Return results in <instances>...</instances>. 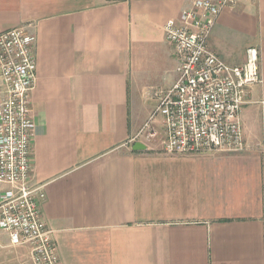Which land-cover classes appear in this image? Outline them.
Returning <instances> with one entry per match:
<instances>
[{
	"label": "crops",
	"instance_id": "1",
	"mask_svg": "<svg viewBox=\"0 0 264 264\" xmlns=\"http://www.w3.org/2000/svg\"><path fill=\"white\" fill-rule=\"evenodd\" d=\"M192 2L0 0V32L36 36L32 182L63 264H264V0H234L209 38L233 66L259 51L246 150L168 153L163 117L150 119L177 78L164 25ZM0 264H33L1 228Z\"/></svg>",
	"mask_w": 264,
	"mask_h": 264
},
{
	"label": "built area",
	"instance_id": "2",
	"mask_svg": "<svg viewBox=\"0 0 264 264\" xmlns=\"http://www.w3.org/2000/svg\"><path fill=\"white\" fill-rule=\"evenodd\" d=\"M233 1L193 0L164 25L179 60L177 78L159 95L150 119L163 117V148L168 153H237L248 147L240 113L250 102L252 86L262 81L259 51L248 47L244 64L233 66L209 46L220 13ZM35 42L36 36L25 27L0 32V75L7 88L0 102V182L9 184L0 193V228L13 244L30 246L33 264H63L43 217L44 184L32 182ZM259 102L264 116V98Z\"/></svg>",
	"mask_w": 264,
	"mask_h": 264
},
{
	"label": "water",
	"instance_id": "3",
	"mask_svg": "<svg viewBox=\"0 0 264 264\" xmlns=\"http://www.w3.org/2000/svg\"><path fill=\"white\" fill-rule=\"evenodd\" d=\"M146 147V145L142 142H136V144L134 145L135 149H144Z\"/></svg>",
	"mask_w": 264,
	"mask_h": 264
},
{
	"label": "rangeland",
	"instance_id": "4",
	"mask_svg": "<svg viewBox=\"0 0 264 264\" xmlns=\"http://www.w3.org/2000/svg\"><path fill=\"white\" fill-rule=\"evenodd\" d=\"M161 72V71H160ZM159 71H156L155 72V74L152 76V78L151 79H153V80H157L159 77H161V73H160ZM154 82V81H153ZM159 117V116H158ZM141 137V136H140ZM139 137V138H140Z\"/></svg>",
	"mask_w": 264,
	"mask_h": 264
}]
</instances>
